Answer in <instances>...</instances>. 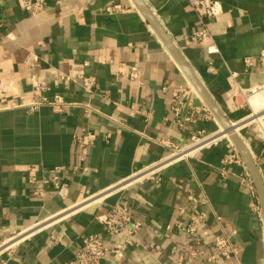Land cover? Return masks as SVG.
<instances>
[{
	"label": "crops",
	"instance_id": "obj_1",
	"mask_svg": "<svg viewBox=\"0 0 264 264\" xmlns=\"http://www.w3.org/2000/svg\"><path fill=\"white\" fill-rule=\"evenodd\" d=\"M218 1L223 13L210 20L217 52L209 54L208 41H190L199 22L187 0H144L229 121L245 113L226 109L229 76L235 73L243 87L264 83V65L258 62L264 48V0ZM44 4L30 16L20 0H0V242L36 222L45 225L0 251V264H67L82 238L92 233L108 245L123 241L125 234L111 235L96 220L115 203L142 228L123 258L107 255L100 264H264L257 193L255 199L240 184L238 166L221 176L220 161L228 152L224 143L166 166L153 179L113 189L166 156L164 141L184 146L191 135L220 125L132 2ZM246 59L253 61L247 70ZM58 72L89 76L92 93L78 83L54 85ZM34 83L45 88L36 89ZM55 94L70 103L61 112L41 101ZM180 102L179 114L174 113L172 107ZM201 103L212 116L194 109ZM87 133L94 134L92 143L79 148L75 138ZM242 136L264 182L263 145L250 129ZM54 175L66 184L63 194L54 187ZM188 190L195 203L187 200ZM91 196L95 200L82 204ZM200 214L198 231L207 233L198 242L182 231L165 230L176 219L187 223ZM222 232L233 233L236 258L218 257L214 238ZM193 249L218 258L192 257Z\"/></svg>",
	"mask_w": 264,
	"mask_h": 264
},
{
	"label": "built area",
	"instance_id": "obj_2",
	"mask_svg": "<svg viewBox=\"0 0 264 264\" xmlns=\"http://www.w3.org/2000/svg\"><path fill=\"white\" fill-rule=\"evenodd\" d=\"M190 8L195 12L198 18L199 27L193 30L190 34V41L193 43H202L204 41H208L209 44L206 47V51L209 54H213L217 52V48L212 42V34L210 32V20L217 19L223 13V7L218 0H187ZM21 7L25 10L30 16H34L40 13L44 8V0H20ZM118 6H114L113 8H108L109 11H113ZM4 23V19L0 15V28ZM7 36H10L7 34ZM258 62L260 65H264V48L260 51ZM244 64L247 68L252 67L253 61L250 59H246ZM136 76V69L133 68L130 73V78L133 79ZM237 75L232 73L229 78V90L226 93V98L224 100L226 109L231 112H237L240 110H244L248 104V97L257 92L264 93V83L254 85L251 87H243L241 86L237 80ZM70 83H78L83 88L85 92L91 94L93 91L94 81L89 77L82 73H76L73 75L64 74L58 72L55 74V78L53 81L54 85H63L68 86ZM186 87L191 91V85L189 81L185 78ZM34 88H45L43 84L40 86L37 83H34ZM192 92V91H191ZM195 94V92H192ZM196 95V94H195ZM42 102H45L51 106V108L56 112H61L62 109L69 105L61 95L55 94L52 98H42ZM181 103L178 106H173L172 110L174 113L179 114V109L181 108ZM37 103L31 102L28 105L33 107L36 106ZM190 105V104H189ZM194 109L198 112H204L206 116H212L204 103H201L199 106L194 107ZM188 118L185 117L184 121H187ZM242 120H247L245 126L239 130V137L242 138V132L245 129H250L263 145V150L260 153V156L263 157L264 160V109L259 111H254L250 109V111L245 112L242 116L230 119L229 123L234 129V125ZM178 124H181L182 120H177ZM221 128V131H224L223 128L217 124V128L212 132L198 131L196 134L190 136L189 141L184 146H177L176 144L170 141H162L164 146L169 149V152L166 156L161 158L160 160L151 163L139 171L133 173L130 177L119 182V184L115 185L113 189H121L125 186L142 181L144 179H153L156 174L166 166L173 164L177 161L184 160L188 157L194 156L198 151L211 148L220 143H224V146L227 148L228 152L224 155L222 160L220 161V174L221 176H226L229 173V166H238L241 168V171L238 173L240 184L248 191V193L256 199V189L253 184L252 178L245 166V163L239 153L237 152L235 146L229 139V136L226 138H221L217 140H209L204 145H199L195 147L200 142L208 139L217 133V131ZM241 131V132H240ZM94 139V134L87 133L85 138L76 137V143L79 148H83L84 146L91 144ZM248 146V145H246ZM250 150L249 147L247 148ZM257 159V158H256ZM52 181L54 183L55 189L59 194H63V190L66 187V184L59 182L56 175L52 177ZM187 200L195 203L196 200L192 196L191 191L188 190L186 194ZM95 200L94 197H88L83 199L82 204H88L89 202ZM255 210H258V206L254 207ZM180 213H183V209H179ZM204 218V214H200L196 218L191 221L185 223L180 219L174 220L172 223H168L165 226V230L167 232L176 230L182 231L189 235L196 242L199 241L200 235H206V231L199 232L198 231V223ZM96 220L101 223L105 231L111 235L125 234V238L123 241L114 243L112 245L106 244L97 234H88L82 238L80 246L77 248L72 258L68 261L67 264H100L103 260L106 259L107 255H111L116 259L123 258L124 250L128 246L136 245V237L138 232L142 228V222L133 219L130 212L121 204L115 203L110 206L106 211L96 216ZM39 226V227H38ZM45 225H41L40 222L34 223L33 226L28 228L25 232L18 233L14 235L9 241L0 242V251L4 249H8L12 243L15 241L21 240L27 237L30 234H33L37 230L43 228ZM233 234V233H232ZM232 234H226L224 232L217 234L214 238V247L218 251V257L229 259L236 258L238 254V248L234 244L232 240ZM175 249V246L171 247V251ZM190 255L192 257L198 255H206V259L210 262H215L217 260V256L213 254H206L204 251L193 249L190 251Z\"/></svg>",
	"mask_w": 264,
	"mask_h": 264
},
{
	"label": "water",
	"instance_id": "obj_3",
	"mask_svg": "<svg viewBox=\"0 0 264 264\" xmlns=\"http://www.w3.org/2000/svg\"><path fill=\"white\" fill-rule=\"evenodd\" d=\"M130 1L132 2L133 6L139 11V13L144 18V20L148 22L152 30L158 35V37L163 42V44L166 46V49L168 50L171 57L177 63V65L182 70V72L186 75L191 85L197 91V93L202 98V100L205 102L207 107L210 109L214 117L219 122L220 126L223 128L224 131L228 132L229 139L231 140L237 152L243 159L245 166L255 185L257 197H258V200L261 206L263 220H264V182L244 142L238 136V134L235 133L234 129L230 125L225 114L221 111V109L219 108L217 103L214 101L210 93L206 90L204 85L200 82V80L194 73L193 69L190 67V65L187 63L182 53L178 50V48L172 42V40L170 39V37L168 36L164 28L160 25L159 21L156 19L154 14L151 12L149 7L146 5L144 0H130Z\"/></svg>",
	"mask_w": 264,
	"mask_h": 264
},
{
	"label": "bare ground",
	"instance_id": "obj_4",
	"mask_svg": "<svg viewBox=\"0 0 264 264\" xmlns=\"http://www.w3.org/2000/svg\"><path fill=\"white\" fill-rule=\"evenodd\" d=\"M258 98H260L261 100L258 99ZM255 99H258L260 102H257L256 104L252 103ZM261 101H262V102H261ZM250 105L254 108V111H255V110H256V111H259V110H258L259 107L262 106V108H264V97H261L260 95H255V96H253V97L250 99ZM262 110H263V109H262ZM246 122H247V120H242V121L236 123V124L234 125V131H235V133H238L239 130H240L241 128H243V126L245 125ZM222 136L228 137V132H227V131H221V128H220V129L217 131L216 134H214L213 136L209 137L208 139H206V140L200 142V143L197 144L195 147H197V146H199V145H204V144L207 143V141H209V140L213 141V140L221 139L220 137H222ZM225 137H222V138H225ZM245 146H246V145H245ZM81 205H82V204H81ZM81 205H80V206H81Z\"/></svg>",
	"mask_w": 264,
	"mask_h": 264
},
{
	"label": "rangeland",
	"instance_id": "obj_5",
	"mask_svg": "<svg viewBox=\"0 0 264 264\" xmlns=\"http://www.w3.org/2000/svg\"><path fill=\"white\" fill-rule=\"evenodd\" d=\"M255 95H260L261 97H264V93L263 92H257V93H254V94H252V95H250L249 97H248V104H249V106H247L245 109H244V111L245 112H247V111H250V109H252V110H254V108L250 105V99L253 97V96H255ZM258 99H260V98H258ZM261 100V99H260ZM262 109H264V108H262V106L261 107H259V109L258 110H262ZM241 111V110H240ZM256 111V110H255ZM241 132V131H240ZM239 133V132H238ZM237 133V134H238ZM242 134V133H241Z\"/></svg>",
	"mask_w": 264,
	"mask_h": 264
}]
</instances>
